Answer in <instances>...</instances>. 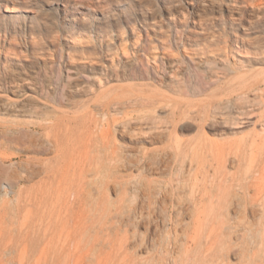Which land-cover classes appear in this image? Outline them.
<instances>
[{
    "label": "rangeland",
    "instance_id": "374dc122",
    "mask_svg": "<svg viewBox=\"0 0 264 264\" xmlns=\"http://www.w3.org/2000/svg\"><path fill=\"white\" fill-rule=\"evenodd\" d=\"M230 1L237 7L242 6L244 16L240 24L248 25L247 16L252 12L259 18L251 21L262 31L243 33L225 16L214 19L217 14L210 10L206 11L202 26L207 28L201 30L189 23L188 16H183V0H0V11H6L0 19V99L9 98L2 92L15 84L13 81L18 75L24 77L23 73L32 69L36 95L31 96L25 93L27 90L24 87H20L17 100L26 102L33 98L42 104L45 109L39 110L37 115H48L50 123L63 127V133L66 127L68 139L65 138L64 142H68L69 147L87 133L85 124L90 120L88 129L91 134L87 138V148H80L81 151L75 153L77 159L81 158L80 165L84 169L82 180L85 191L89 192L87 194L92 202L101 183H105L107 198L111 202L120 205L123 199L122 208L116 214L111 211L113 218L108 224L111 233L100 234L104 239L109 237L114 240L115 246L111 248L106 243L101 249H96L103 257L109 254V264L149 263L146 259L149 257L146 248L150 245L145 235L147 225L135 228L125 225L128 219L132 221L140 215L143 182L157 190L167 191L170 201L166 202H171L178 212L183 211L184 222L190 220L186 214L194 209L196 203L206 209L218 207L224 211L228 207L229 223L227 229L222 227V231H227L222 241L226 246L231 243V250L215 251L218 263L248 264L246 261H249L250 264H264L262 224L250 216L253 205L259 214L264 210V183L260 187L251 183L264 165V147L257 153V162L250 169L245 167L244 162L250 150L239 154L230 151L218 153L226 143L242 139L250 143L252 136L260 132L262 119L258 120V117L261 111L264 112L261 103L264 100V84H258L263 78L264 65L253 66L245 77L255 84L247 92L248 99L256 100L251 108L244 101L240 103L244 110L247 108V113L254 110L253 113L241 116L232 103L225 110L217 104L218 98L228 92L225 88L243 86V82L233 80L232 73L226 74L225 69L236 67L241 56L250 55L242 46L248 47L247 44L255 41L258 35H264V0ZM167 8L171 10L170 15L166 12ZM69 18H75L72 25L66 21ZM151 21H155L153 25ZM154 56H157V61L153 60ZM161 57L164 61L168 58L177 63L178 81L176 77L174 82H169L167 76H162L161 69H156L160 66ZM242 70L246 71V68ZM184 80L187 91H180L178 87ZM144 84L148 87L144 88ZM154 93L161 94L163 101L149 106L144 98L146 94ZM22 110L26 114H35L29 105ZM223 113L230 116L228 122L224 121ZM15 120L22 119L0 116V128L8 129L11 136L18 130ZM102 129L105 130L102 132ZM111 148L115 151L113 155ZM0 150L1 159L17 154V159L13 157L12 161L28 159L26 153H18L14 148ZM152 154L159 162L154 165L156 171L145 166ZM51 156L54 154L42 153L32 158L48 160ZM150 162L153 160L150 159ZM39 180L40 177L33 182L22 181L19 188L30 187ZM3 198L0 195V202ZM95 207L94 203H88L79 214L87 217L89 222L94 217L95 224L99 225V213L94 210ZM174 209L172 214H175ZM8 211L10 220L5 221L0 248L10 245L13 251L10 250L11 255L0 253V264H22L19 251L20 240L24 238L19 232L21 214L15 209ZM147 211L143 210L144 216H147ZM234 211H245L250 224L236 218ZM64 212L62 209L60 217ZM38 213L33 211L31 222L34 227L28 236L24 264H47L44 256L50 247L48 241L53 231L57 232L53 234L54 244L59 245L56 240L60 227L49 224L43 232ZM157 219L161 220V215L157 214ZM150 227L153 231L151 224ZM216 228L221 229L219 226ZM161 230L154 233L152 241L154 250L157 248L159 252L164 249L166 233ZM65 234L64 231L63 237ZM125 234L129 238L128 243L120 247L119 242ZM181 236L180 230L171 235L175 248L169 247L172 253L165 256L161 261L163 264H172L170 256V260L174 257V264H180ZM142 237H145L146 244L137 246V243L141 244ZM68 244H65V249L70 247ZM238 252L240 255H237ZM243 253L245 256H242ZM65 254L58 251L61 260L53 261V264H64L62 258ZM91 254L88 253V260ZM150 254H154L153 250ZM206 254L209 256V253ZM198 257L193 263L192 259L196 257L191 256L190 264H197L202 259L200 254ZM249 258L254 259L251 262ZM81 264L89 262L86 259Z\"/></svg>",
    "mask_w": 264,
    "mask_h": 264
},
{
    "label": "bare ground",
    "instance_id": "6f19581e",
    "mask_svg": "<svg viewBox=\"0 0 264 264\" xmlns=\"http://www.w3.org/2000/svg\"><path fill=\"white\" fill-rule=\"evenodd\" d=\"M183 2L185 4L184 7L181 6V9L185 13L183 14V16L184 15L188 16L190 19L189 23H191L195 27H199L201 30L203 29L205 30L207 28V27L203 28L202 26L204 25L205 17L207 16L206 11L210 10V11H214V13L217 14L214 16V19L218 20L220 17L222 18L225 16L229 20L231 25L237 26L239 30H241L243 33L252 32V31H256V32L262 31L259 30L258 29L259 27L254 25L253 22L251 21L254 18L255 19L259 18V16H257L252 12L248 13L247 16L249 18L248 25L240 24L239 21L244 16L242 6L237 7L230 0L222 1V2H217L214 0H209L208 2L206 1L200 2L198 0H183ZM170 11H171L170 8H167L166 12L169 15H170ZM4 13H6V11L3 12L0 11V19L2 17L1 14ZM66 21L72 25L75 22V18H69ZM143 21H145V19H143ZM154 22L155 21H151L150 24L153 25ZM240 39L242 41L241 37ZM247 45L248 47L246 46H242V47L245 50V52L250 55L246 57L241 56V59H238V61L236 62V67L225 69L226 74L227 73L233 74V80L243 82L242 88H235L236 86L231 87L230 89L225 88L228 89V92L226 91V94L223 95L222 97L220 96L217 100L218 101L217 104L221 110H225L227 105L229 103H232V105L236 108V111H238V114L241 116L249 115L254 112V110H251L252 112L249 111V113H247L246 106L251 108L255 104L256 98L248 99V94H247V92H249L251 89L254 88L255 84H252L250 81H248L250 79L247 80L245 77L247 71H249V69H251L253 66L264 65V35L263 36L258 35L255 41ZM182 46L185 50L184 44ZM144 47L145 46H143V48ZM156 57L157 56L153 57L154 61H157ZM161 59L162 61L160 63V66H157L156 69H161L162 76H167L169 82H174L173 80L177 76H179L176 65L177 63H175L173 60H170L168 58L165 59V61H164V57H161ZM243 68H246V71H243L242 70ZM32 73H34L32 69H29L28 73H23L24 77H20L18 73H16L18 77L16 78V80L13 81L15 84H12L8 88V90L5 91L4 93L2 92V94L6 96L8 94L9 98L0 99L1 117L22 119L17 122L15 120L14 123L18 126V130L15 131L14 134H12L11 136L9 134L10 131H8V129L2 130L0 128V149L3 148L10 150L14 148L15 150L18 151V153L22 152L28 155V159H26L25 161H12V158L14 157L15 159H17V156L19 154L13 157H9L6 155L7 157H4L3 159L0 158L1 159L0 162V193L1 194L0 195H3L4 197L3 200H1L0 202V236L2 235L4 224H6L5 221L8 220V218L10 220L11 214H9L10 212L8 210L15 209L18 214H21V229L19 232L21 235H24V238L20 240L21 246L19 248V251L21 252L20 254H21L22 264H24L25 262L24 260L26 258V254L28 251V236L29 233L32 232L31 229L34 227V225L31 222L33 220V211H35L36 214L39 212L37 217L38 220L40 221L39 223L40 228L44 229L43 232L46 231V226H48L49 224L55 225V227L56 225L60 227V232H59L60 234L56 240V243H58L59 245L56 246L54 244L55 243L54 233L57 232L53 231L54 235L51 233L52 234L51 239L48 241L50 247L47 248L46 257L44 256L45 263L53 264V261L61 260L60 256L58 255V251H63L66 252L65 256L62 258L64 264H81V262H83L86 259L89 262V264H109V262L111 261L109 254L103 257L102 254L99 253L100 250H96V249L97 247L101 249L103 246L106 245V243L107 244L109 243L111 248L115 246L114 240H110L109 237L104 239V237L102 238L100 234L107 233V235H109V233H111L109 231V226H108L109 221L113 218V214H116L117 211L122 208L121 206L123 204V199L121 200L120 205L111 202L107 198L108 187L105 183H101L100 188L97 192L98 194L93 199L92 202L90 200V195L88 196L87 194L89 192L85 191L84 188L85 183L82 180L84 176L83 175L84 169L80 165L81 158L77 159L76 158L77 155L75 153L78 150H80V148L81 149L87 148L86 147L87 138L91 134V132L88 129L89 128L88 123L90 122V120H88V123L86 122L85 124L87 128L86 131L87 133L86 134L84 133L80 136L78 143L74 144V146L72 145V147H69L67 144L68 142H64L65 138L68 139V129L65 127V132L63 133L62 130L63 127L59 126L58 123L55 122L50 123L51 118L48 115L46 114L41 116L37 115L39 113V110L45 109V107H43L42 104H40L37 100H34L33 98L28 99L26 101L28 103L17 100V98L19 97L18 94L20 92V87H24L27 90L25 91V93H28L31 96L36 95L35 84L33 82L34 79L32 77ZM262 73H263L262 74L263 78L261 79V81H259L260 82L259 84L257 83L258 86H260L261 83L264 84V72ZM146 76L149 77L148 73H146ZM177 81H178V77H177ZM184 83L185 80L183 81V84L178 87L180 91L186 90ZM227 83L228 82H226L225 84ZM242 84L239 83L240 85L239 87H241ZM143 87L144 88L148 87V85L144 84ZM153 90H155V88ZM144 100L149 106L150 105L154 106L162 103L163 97L159 93H154L150 95L146 94ZM243 101L246 105L245 110L243 104L240 103ZM261 103L264 109V100L261 101ZM25 105L31 106L34 109L33 111L35 112V114H32L31 112H30L31 114H26V112L22 110ZM223 114H225L224 116L226 118L224 119V121L228 122L230 116L226 115V113ZM259 119H262L261 120L262 127L259 133H255L252 136L250 143H247L244 139L232 141V142L230 141L226 143L224 146L220 147L218 153L224 154L225 151L228 152L230 151L236 154L238 152L243 153L245 150H250V153L246 155L244 162L246 163L245 167L247 169L252 168V166H254L257 162V153L260 152V150H262V148L264 147V112L261 111L258 117V120ZM11 121L13 122V120H10V122ZM103 130L105 129H102V132ZM42 153L45 154L52 153L54 154V156L53 157L51 156L52 158L48 160H44L46 158L44 159L32 158L33 155L42 154ZM114 153L115 151L112 150L111 148V154L113 155ZM150 159L153 160V162H150ZM150 159L146 160L147 164L145 166L150 167L148 170L156 171L157 168L154 165L159 162L156 161L155 154H152L150 156ZM75 161H77L76 162L77 164H75ZM127 165L129 166V164ZM39 177L40 180L38 181V183L33 184L30 187L27 186L25 188H22L23 187L22 186L21 188H19L20 182L22 181L33 182L35 179H38ZM251 183L257 185V187L258 186L260 187L262 183H264V165L261 168H259V176L257 178H254ZM141 194L142 197L139 202L140 203L139 207L141 209L140 215L134 217L135 219L134 220L132 219V221L128 219L127 224L125 225L134 228L137 227L138 225H142V226L147 225L145 227V231H146L145 235H146V240H148V243L150 244L149 248H146V253L149 255V257L146 258L149 262L148 264H163V262L161 261H163V259L166 258L165 256L170 255L172 253L169 247L175 246V241L173 240L171 235L175 234L176 231L179 230L182 234L181 236L182 241L179 240L181 241L179 245L180 246L179 250L180 253L182 254V259L180 264H190L189 260L191 259V256L193 257V255L196 258L192 259V261L193 263L194 262L196 263V260L199 258L198 257L199 254L202 256L201 257L202 259H199L198 260L199 262L197 261V264H219L217 257H215L214 252L223 251V250H227V252H230L231 243H229L226 246V243L222 241L223 237L225 236V233L227 232V231L225 232L222 231V227L223 229H227L229 223V219L227 217L229 211L228 207H225L224 211H222L218 207L216 208L212 207L210 209H206L202 205L197 206L198 203H196L195 206L193 207L194 209L190 210L189 213L186 214L190 220L188 222H184L185 220L183 217V211L178 212V210L174 209L175 207L171 202L170 203L166 202L167 200L170 201L169 194L167 193V191L163 192L160 189L157 190L154 186H150V184L143 182L141 185ZM226 201L227 199L225 200V202ZM88 203H91V205L94 203V205L96 206L94 210L97 211V213H99L98 216V221H100L99 225L95 224L94 217L92 218V221L89 222L86 220L87 217L84 218L79 214V211L86 209ZM111 206H113V209H111ZM62 209H64L65 212L63 216L60 217ZM144 209L148 210L147 216L143 215ZM172 209H174L175 214L171 213ZM184 209L187 210V208ZM112 210L114 211L113 214L111 213ZM55 212H58V214ZM234 213L237 214L236 218L242 220L248 225L250 224V221H248L246 217L245 211L242 213L238 211H234ZM157 214L158 216L161 215V220L159 221L157 219ZM250 214H251L250 215L251 218L254 221H258L259 223L262 224V240L264 241V210L262 211V213L259 214L258 209L255 207V205H253L250 207ZM127 218L129 217L127 216ZM45 220L48 221L44 222ZM51 220H54V222H52ZM120 223L122 224V222ZM150 224L153 226V231L150 229L151 228ZM216 226L221 227V229L216 228ZM68 228L71 231L70 230L67 231ZM161 229L165 230L166 233L164 240V249L159 252L157 248H155L154 250L153 247H155V245L152 241H153L154 233L160 231ZM9 230H11V228ZM64 231L66 232V234L63 237ZM144 238L145 237L141 238L140 245H138V243L136 245L137 246L145 245L146 240ZM128 240L129 238L125 234V236L121 238L119 242V246L121 247L122 245H126L128 243ZM67 243L70 244V247L65 249V244ZM54 245L56 247H52ZM82 245H84V248H81ZM159 245L161 244L159 243ZM12 248L13 247L10 245L4 248H0V253L2 252L5 253V255H11L10 250H12ZM152 250L154 254L151 255L150 251ZM89 252H91L92 254H91V259L88 260L87 256ZM206 253H209V256ZM238 254L240 255V252H238L237 255ZM242 256H245V254L243 253ZM241 258L243 259V257ZM170 259L171 256L169 258V261L172 262V264H174L175 263L173 260L174 257L172 258V260ZM250 259L252 262L254 258H249L248 260ZM151 261H156V262L151 263ZM243 261H245V259H243ZM246 263L250 264L249 261L248 262L246 261ZM256 263L257 262H255V264Z\"/></svg>",
    "mask_w": 264,
    "mask_h": 264
}]
</instances>
